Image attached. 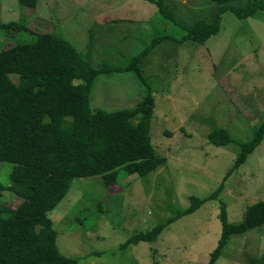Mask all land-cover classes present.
Segmentation results:
<instances>
[{
  "label": "rangeland",
  "instance_id": "374dc122",
  "mask_svg": "<svg viewBox=\"0 0 264 264\" xmlns=\"http://www.w3.org/2000/svg\"><path fill=\"white\" fill-rule=\"evenodd\" d=\"M165 2L187 23L211 19L222 6L212 0ZM158 11L151 0H38L36 7L0 0V21L63 36L97 67H124L167 36L137 63L141 76L133 69L104 71L90 88L92 108L108 110L134 107L152 94V143L164 163L145 176L120 172L109 187L101 175L75 178L49 213L58 248L78 264H264V224L232 234L211 262L222 207L228 222L238 223L249 205L264 201V139L227 176L240 144L264 120V9L246 18L224 11L220 31L203 43L181 40L186 32ZM21 32L0 29V48L35 38ZM221 128L232 137L228 145L209 139ZM12 167L0 160V183L10 179ZM10 192L3 189L1 200L15 206L20 201ZM213 193L177 218L193 198ZM173 217L153 241L124 244Z\"/></svg>",
  "mask_w": 264,
  "mask_h": 264
},
{
  "label": "trees",
  "instance_id": "16d2710c",
  "mask_svg": "<svg viewBox=\"0 0 264 264\" xmlns=\"http://www.w3.org/2000/svg\"><path fill=\"white\" fill-rule=\"evenodd\" d=\"M18 1L28 7H36L38 3V0ZM151 1L158 5L159 13L186 32L181 40L197 43L220 31L224 11L246 18L264 9V0H248L243 5L212 0L222 6L211 19L187 23L175 16L165 0ZM0 29L30 31L35 36L31 41L19 39L8 48H0V160L13 164L10 179L0 183V264H78L77 258L63 254L58 248V233L49 216L68 193L72 181L101 175L109 187L118 182L120 172L145 176L165 161L152 143V94L131 108H92V81L99 73L111 70L133 69L141 76L137 63L157 41L167 36L156 38L124 67L109 64L97 67L71 41L58 34L34 32L18 22L0 21ZM11 74L18 76L16 82ZM208 136L216 145L232 142L230 133L223 128L211 131ZM263 139L264 120L253 138L240 144L227 176ZM3 189L11 191L20 202L15 206L3 202ZM214 196L213 193L206 198H193V203L177 218ZM219 217L222 232L211 262L232 234L264 224V201L249 205L244 219L238 223L228 222L225 207ZM174 219L136 233L124 244L153 241Z\"/></svg>",
  "mask_w": 264,
  "mask_h": 264
}]
</instances>
